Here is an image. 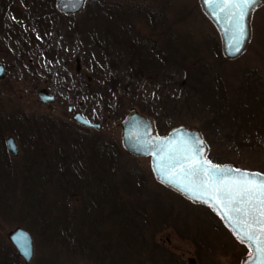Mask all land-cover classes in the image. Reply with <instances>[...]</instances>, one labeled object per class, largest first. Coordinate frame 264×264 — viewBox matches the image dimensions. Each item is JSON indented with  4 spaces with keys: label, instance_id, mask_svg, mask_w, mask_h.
<instances>
[{
    "label": "rangeland",
    "instance_id": "374dc122",
    "mask_svg": "<svg viewBox=\"0 0 264 264\" xmlns=\"http://www.w3.org/2000/svg\"><path fill=\"white\" fill-rule=\"evenodd\" d=\"M0 1V264H25L8 239L18 226L33 235L32 264H243L247 244L129 153L121 124L136 109L159 134L197 128L213 161L264 172V0L232 59L201 0H86L75 14Z\"/></svg>",
    "mask_w": 264,
    "mask_h": 264
},
{
    "label": "water",
    "instance_id": "95a60500",
    "mask_svg": "<svg viewBox=\"0 0 264 264\" xmlns=\"http://www.w3.org/2000/svg\"><path fill=\"white\" fill-rule=\"evenodd\" d=\"M85 2L86 0H57V6L63 13L75 14L79 13L84 8ZM261 2L262 0H258L257 4L249 11L246 21H244L247 25L248 37L243 40L240 51L234 52V49L229 47V36L235 31L237 18L233 17L229 20V16L233 11H235V9L229 7L225 8L224 11H220V8L223 7V5L215 2L209 5L205 2V0H201L204 11L212 19L221 33L224 54L228 58L232 59L240 56L247 48L251 37L250 16L253 9ZM214 11L217 13L216 16L212 15ZM226 29L227 32L225 31ZM231 43L234 44L235 42L232 41ZM6 75L7 69L5 65L0 62V79H3ZM39 97L43 102H54L56 99L54 94H49L45 90L39 92ZM71 109L72 108L70 107V110ZM74 119L87 127L101 128L102 126L100 122L91 121L82 112L75 113ZM121 127L122 142L125 148L131 154L138 157L150 156L152 169L156 178L160 182L176 189L192 201L201 202L211 206L238 238L235 226L226 218L225 211L216 206L215 201L211 200L210 197L200 195V193L204 191L203 188H200L199 190L194 189L191 193L187 191L186 186H191L193 183H198V181H194L190 176L186 175V172L182 171L177 163L180 157L190 155V153L185 152L184 149L191 147L195 150L197 146L194 141L196 139H200L203 141V151L202 153L197 154L196 158L197 160L202 158L204 160L211 161L207 157V143L199 129L188 126H180L172 129L165 135H159L156 132L155 120L136 109H132V112L122 122ZM6 149L14 156L19 155L20 148L15 137L10 136L6 139ZM211 164L218 165L225 169H239L242 172L264 176V173L261 171L243 169L234 164H219L213 161H211ZM233 175L235 174L233 173ZM230 214L234 217L236 216L235 213ZM252 216L258 217V213L253 212ZM248 223L252 224L251 231L253 235L259 237V242H264V235L260 234L259 225L253 223L251 218H249ZM8 239L16 248L18 254L23 258L24 263L32 264V259L35 253L34 238L32 233L28 229L18 226L8 233ZM243 242L250 248V253L244 259L243 264H261V261L264 260V254L258 252L256 248V243L258 241H250L245 238ZM261 247H264V243H261Z\"/></svg>",
    "mask_w": 264,
    "mask_h": 264
},
{
    "label": "snow or ice",
    "instance_id": "6c2138e0",
    "mask_svg": "<svg viewBox=\"0 0 264 264\" xmlns=\"http://www.w3.org/2000/svg\"><path fill=\"white\" fill-rule=\"evenodd\" d=\"M205 2L209 5L214 2L223 5L220 11L229 7L235 9L229 16V20L233 17L237 18L235 31L229 36V47L234 49V52H239L243 40L248 37V29L244 21L258 0H205ZM212 15L216 16L217 13L214 11ZM225 31L227 32V29ZM232 41L235 43H231ZM194 143L197 146L195 150L191 147L184 149L190 155L182 156L177 161L186 175L198 181L186 186L187 191L191 193L194 189L203 188L204 191L200 195L210 197L215 201L216 206L225 211L226 218L235 226L238 239L242 242L245 238L258 241L256 248L258 252L264 254V247H261V243L264 242H259V237L253 235L252 224L248 223L251 218L253 223L259 225L260 234L264 235V176L242 172L239 169H225L212 165L211 161L202 158L197 160V154L203 151V141L196 139ZM253 212H257L258 217H253ZM230 213H235L236 216ZM261 264H264V260Z\"/></svg>",
    "mask_w": 264,
    "mask_h": 264
},
{
    "label": "trees",
    "instance_id": "16d2710c",
    "mask_svg": "<svg viewBox=\"0 0 264 264\" xmlns=\"http://www.w3.org/2000/svg\"><path fill=\"white\" fill-rule=\"evenodd\" d=\"M50 1V0H49ZM51 2L52 3H54L55 2V0H51ZM8 6V5H7ZM6 5H4V4H2V2L0 1V11H2L1 13H0V33H2V32H6L7 31V27L5 26V24H4V19L2 18L3 16H4V13L6 12V10H7V7ZM4 9V10H3ZM6 9V10H5ZM38 21H39V23L40 24H42V29L44 28V30H46L47 29V27H48V25H47V23L45 22V20H44V18H38ZM47 25V26H46ZM11 33V35L12 36H14V32H10ZM194 71V70H193ZM190 72H192V70L190 71ZM190 75H193L194 77L195 76H197V69L193 72V73H189ZM106 78V76L104 77V79ZM155 79H159V77L158 76H155ZM96 92V91H95ZM205 106H203V108H204ZM208 112V111H207ZM217 111L215 110L214 112H213V114L214 113H216ZM218 115H219V117L217 118V120L219 121V120H221V117H220V115H221V113H218ZM223 119H225V117L223 118ZM264 124V123H263ZM217 125H218V128H221L220 127V124L219 123H217ZM254 128H255V130L259 133L260 131H261V129H263L264 128V125H260V126H254ZM205 133V132H204ZM17 256L19 257V255H18V253H17ZM9 259V258H8ZM8 264H16V262H12V263H10V262H8Z\"/></svg>",
    "mask_w": 264,
    "mask_h": 264
},
{
    "label": "flooded vegetation",
    "instance_id": "af4514ba",
    "mask_svg": "<svg viewBox=\"0 0 264 264\" xmlns=\"http://www.w3.org/2000/svg\"><path fill=\"white\" fill-rule=\"evenodd\" d=\"M8 151V150H7ZM192 261V260H191ZM195 261H192L191 263L193 264Z\"/></svg>",
    "mask_w": 264,
    "mask_h": 264
}]
</instances>
